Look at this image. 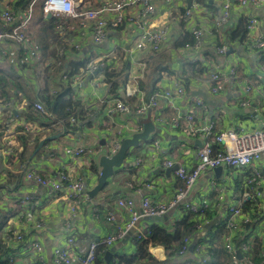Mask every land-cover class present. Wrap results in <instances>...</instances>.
Wrapping results in <instances>:
<instances>
[{
  "label": "crops",
  "instance_id": "crops-1",
  "mask_svg": "<svg viewBox=\"0 0 264 264\" xmlns=\"http://www.w3.org/2000/svg\"><path fill=\"white\" fill-rule=\"evenodd\" d=\"M101 2L102 0H82V7L84 9H99L102 5ZM196 2L201 5L199 10L194 14L192 20H184L180 16L189 8L188 3L184 4L182 0H175L173 3L153 0L155 12L149 23L152 22L154 26H167L169 36L159 53L143 56L147 64V73L141 81V88L145 92V97L148 98L155 92L175 90L176 82H179L183 86L186 85V94L185 97L174 98L169 103L166 100H160L156 109L149 110L143 117H138L135 113H109L111 103H102V100L112 99V97L109 98V88L112 81L105 79L103 82L101 80L92 82L93 79L99 78L100 74L92 78L87 77L82 83L77 84V88L73 87L70 81L64 79L66 74H80L92 61L101 60L103 62L105 60L104 63L107 67L115 65L117 59L114 58L117 56L111 52L115 46L120 45L126 48L135 41L138 33L134 26L129 25L117 30H110L108 38L102 43L94 42L92 31H86V36L81 37L74 28L70 34L73 35L75 42L81 44V49L66 55L63 58V65L58 67L55 63L58 38L55 34V24L51 25L54 20L43 15V10L42 8L39 9V4L36 1L37 6H35L36 10L31 22V33L41 48L42 61L33 66L32 75H28L26 71L13 63V60L0 58V76L5 78L8 95L15 100L11 106L14 111L11 118L5 116L6 109L0 105V200L4 196L8 197V201L0 205V218L7 217L6 224L0 229V242L8 228L22 231L24 241L17 248L21 254L27 251L28 244L34 240H39L44 248L42 252L44 262L35 260L31 264H55L53 251L68 234L74 236L81 251L86 252L92 241L101 242L111 233L114 225L107 221L109 214L115 217V225L117 226L123 227L128 221L127 212L117 204L118 197L125 196L132 199L137 210L141 209L142 200L146 197L154 203L174 198L177 190L174 172L167 174L168 169L164 168L158 159L150 157L148 147L150 143L158 139L163 156L174 157L178 165L195 167L201 141L197 136L188 137L183 130H180L181 126H173L175 122H181L182 125L187 113L195 111L198 126H212L215 133L237 127L252 131L262 126L264 117V98L261 96V92L264 93V71L261 70L262 57L261 54L245 44L247 35L242 40L243 36L238 30L242 26L246 27V18L256 16L261 21V29L264 34V7L240 8L235 4L232 21L218 31L205 34L200 50L195 52L192 49L185 50L184 46L181 45L186 35L193 37L190 32L191 27L212 29L215 19L222 13L221 2L213 0H196ZM1 7L0 5V10ZM47 20L52 23L50 24ZM223 46L227 47L228 51L226 54H219L218 48ZM192 64L197 65L198 74L191 71L190 65ZM115 66L118 71L128 67L126 76L133 72L131 60H123ZM157 66H161L163 77L156 82L154 87L156 77L153 76V69ZM231 68H236L240 77L250 78L258 84L262 82L260 85L256 83L260 91L255 90L250 96L249 107H243L240 104L244 93L241 88L229 86L223 93L214 94L206 83H200L190 76V73L204 75ZM48 69L50 70L48 71ZM183 69L189 72V82L181 76ZM56 70L59 71L56 73ZM102 74L105 76V72ZM177 74H180V77L176 76ZM63 88L70 89L72 101L78 104L77 111H73V114H79L78 128L80 130L74 136H67V133H63V128H59V131L57 130L52 135L63 133L61 137L45 143L35 156L36 149L30 147L29 159L26 164L21 166L19 158L15 154V150L21 149L19 135L16 133V130L20 129L18 118L21 115L19 113L28 107L36 112L35 104L42 102L40 96L43 93L48 91L50 94H54ZM151 90L152 93L150 94ZM117 97L132 104L136 102V99L125 98L123 94ZM193 97L200 98L205 103L206 108L197 109L192 103ZM22 101L25 102L23 108L20 109L17 107V103ZM150 111L152 121L157 126V132L152 134L145 143L131 149L124 166L115 172L103 191L93 199L89 197L92 202H84L80 214L73 219L71 228L67 230L65 220L68 216V202L62 195L59 198L49 199L44 186L27 179L25 171L35 170L44 177L57 179L58 170L61 164L65 163V168L68 167V171L80 173L85 177L87 179V191L92 190L98 180L96 172L90 171V168L84 164H72L65 149L67 147L89 148L96 145H106L111 136L109 128L113 125L124 126L125 136H121L123 141L136 132H140L141 129L143 130L144 121L148 119L147 116ZM158 117H162L168 124L164 127L163 125L158 126L156 124ZM126 126L131 131H126ZM6 130L7 133L4 134ZM8 151L13 152V154H7ZM137 158L144 160L138 166L136 164ZM254 166L262 170L264 157L256 161ZM228 171L224 169L221 177H217L214 171L203 173L188 195L189 203L201 205L207 202L210 205H215L219 201V196L216 190H211L210 182L216 179L218 184H225L226 191L222 201V209L213 218L221 217L219 223L213 228L220 227L224 231L228 208L235 201L233 197L240 191V188H237V183L240 182L241 185L246 177L245 170L238 169L233 171L230 178H227ZM12 174L17 178L12 180ZM13 198L19 203L28 201L24 205H15L12 202ZM184 205L181 203L170 209L167 213L159 216L160 220L142 219L139 226L144 233L147 229H152L155 226H159L170 233L175 230L176 225L182 221L186 213L190 214ZM193 216L194 222L204 219L202 214H193ZM38 223H42L44 228L36 229ZM250 230L258 237L264 236V219L254 223ZM218 235L222 242L220 230ZM136 242L135 236L132 233H127L113 245L104 246L98 258L102 264H107L105 255L110 249L115 251L113 262H117L119 258L124 256L133 258L139 253ZM148 252L150 253L149 247ZM198 255L191 247L185 257L197 259ZM168 257L169 251L165 254V260ZM183 257L176 256L173 258L181 259ZM138 264H149V262H138ZM188 264L196 263L188 262Z\"/></svg>",
  "mask_w": 264,
  "mask_h": 264
},
{
  "label": "built area",
  "instance_id": "built-area-1",
  "mask_svg": "<svg viewBox=\"0 0 264 264\" xmlns=\"http://www.w3.org/2000/svg\"><path fill=\"white\" fill-rule=\"evenodd\" d=\"M18 0H0V58L4 60H13L19 68L26 71V74L32 75L33 66L42 61L41 48L31 33V22L36 10V3L33 1L24 11H16L14 5ZM167 3H173L175 0H163ZM184 4L188 0H182ZM221 2L222 13L215 19L212 29L191 27V33L195 39L193 44H186L185 50L192 49L198 52L201 48L202 38L205 34L212 31H218L232 21L234 5L240 8L264 7V0H213ZM99 9H84L82 0H43V15H48L54 20L55 34L58 38V46L56 48V65H63V58L81 49V44L75 42L73 35L70 34L74 28L81 37H85L86 31H92V37L95 43H102L108 38L110 30H117L126 26H134L137 31L136 39L129 46H115L111 54L116 55V64H120L123 60H131L133 63V72H130L123 86L126 98H136L134 104L125 102L120 97L112 96L110 100H102V103L110 102L109 113H135L138 117H143L149 110L156 109L160 100L172 102L174 98L185 97V86L176 82L175 90H166L164 92H155L148 98L141 88V81L147 73V64L143 56L150 53H159L169 36V28L165 25L154 26L151 22L155 12L153 0H102ZM200 3L192 0V7L187 8L180 18L184 20H192L194 14L199 10ZM247 39L245 44L261 54L264 57V34L261 29V21L256 16L246 18ZM227 47H219V54H226ZM105 61V60H104ZM100 61L90 62L86 68L76 75H64V79L70 81L73 87L82 83L87 77L92 78L99 75L94 80L106 79L102 74L107 65ZM115 64V65H116ZM113 65L109 70L116 69ZM117 70V69H116ZM264 71V63L261 66ZM97 73V74H96ZM190 76L200 83H206L214 94L223 93L227 87L241 88L243 99L240 104L243 107L250 106V96L255 90H259L255 81L250 78L240 77L236 68L229 70L213 71L207 74ZM102 78V79H100ZM110 85V84H109ZM110 90V88H109ZM110 94V91H109ZM264 98V93L261 92ZM111 96H109L110 98ZM108 98V99H109ZM25 102V101H24ZM24 102H18L17 107L22 109ZM195 107L206 108L205 103L197 97L192 98ZM19 104V106H18ZM34 109L47 117L53 118V115L47 111L44 103L37 102ZM9 118L13 117L14 111L10 107L4 113ZM3 114V115H4ZM184 133L188 137H198L202 145L198 148L197 164L195 167H186L176 164L174 157L163 156L161 153L159 140L155 139L150 143L148 151L150 157L158 159L164 168H173L178 165V169L174 171L177 190L174 198L162 200L157 203L152 202L149 198H144L141 203V209L137 210L132 199L121 196L118 197V206L125 210L129 216L125 226L115 225V217L112 214L107 216V221L114 225L111 233L101 242L92 241L86 252L81 251L76 239L71 234L64 237L53 251V261L55 264H98L99 247H109L114 242L120 240L127 233H132L136 240H149L151 238V230L147 229L146 233L139 226V222L145 218L159 217L167 213L170 209L177 207L179 204H185V208L192 214H200L205 210H216V214L222 209V201L226 191V185L218 184L216 179L210 182L211 190H216L219 201L215 205L207 202L197 205L188 202L189 192L200 176L207 171H214L218 167H223L228 171L227 178L233 174L234 170H245V180L242 188L233 197L234 203L228 208V214L225 219V231L222 234V246L230 264H264V236H256L252 233L248 226L253 224L255 220L248 211H244L243 207L246 202H250L252 207L258 212H264V167L259 169L254 166L255 162L264 157V117L263 124L255 130H246L243 127L231 128L220 133H215L212 126H198L196 123L195 111H190L184 116ZM74 114L69 118L72 126L79 123ZM20 129L16 130L18 135H26L30 137V142L43 131L45 128L38 124L26 120L22 115L18 118ZM60 123V122H59ZM181 122H175L174 127H180ZM156 124L158 126H166L168 123L162 117H158ZM61 125V123H60ZM60 125L59 128H61ZM126 131H131L126 126ZM50 129L47 128L46 130ZM142 130V129H141ZM111 136L108 144L96 145L95 147H79L65 149L72 164H84L91 167L93 163L99 161L100 157L107 155L109 157L115 155L122 143L121 136H125L123 125H113L109 128ZM7 133V130L4 134ZM137 133V132H136ZM75 135V134H74ZM71 135V136H74ZM7 154H13L8 151ZM144 160L136 159L137 166ZM66 164L62 163L58 170V178L44 177L35 170L25 171L27 179L33 180L41 184L47 191L49 199L59 198L61 195L68 202V216L65 220L67 230L71 228L73 219L80 214V210L85 201L92 202L89 199L87 191V179L80 173H72L68 171ZM8 197L4 196L0 200V205L6 203ZM28 200L19 203L15 198L12 202L17 205H24ZM204 217V215H203ZM264 214L262 215V218ZM264 219V218H263ZM261 219V220H263ZM1 221V218H0ZM212 220L204 218L196 225L192 226L188 233L183 237L182 246L179 250V257L187 255L194 244L195 238L200 237L206 230L205 225ZM44 225L38 223L36 229H43ZM24 241L21 230L8 228L2 241L1 246L9 248V252L2 251L0 248V264H31L35 260L44 262L42 252L43 245L39 240H34L28 244L27 251L21 254L17 248ZM238 245V247H237ZM195 251L201 256H207L202 245H196ZM237 250L242 254L240 259ZM150 255L157 262L165 261V254L168 251L165 244L149 243ZM171 251H169L170 254ZM255 252H259L255 255ZM258 259V260H256ZM112 264H119L113 262Z\"/></svg>",
  "mask_w": 264,
  "mask_h": 264
},
{
  "label": "trees",
  "instance_id": "trees-1",
  "mask_svg": "<svg viewBox=\"0 0 264 264\" xmlns=\"http://www.w3.org/2000/svg\"><path fill=\"white\" fill-rule=\"evenodd\" d=\"M35 1L38 2L39 9L42 8L43 0H18L15 5L14 9L17 11H24L26 10L30 4ZM203 1V0H202ZM37 6V4H36ZM52 20V19H51ZM48 21V20H47ZM50 24L53 22L48 21ZM51 25H54L51 24ZM240 35H242V40L245 39L247 34L246 27L242 26L239 30ZM36 40V39H35ZM38 42V41H37ZM195 42V39L193 37H190L188 35L185 36V40L182 42V46H185L186 44H193ZM45 45V43H42ZM261 63H264V57L261 58ZM197 65H190V69L195 74H198L197 71ZM112 67V66H111ZM110 67H107L105 72L106 79L111 80V87H110V94L109 96H118L120 94L124 95V91L122 92L123 86L125 85V82L128 78L126 76V71L129 69L126 67L123 70H109ZM201 70V68H198ZM50 69H48L49 71ZM59 70H56V73ZM163 70L161 69V66H157L153 69V76L156 77V81L154 82V87L157 81H160L162 79V73ZM204 72V71H203ZM199 72V73H203ZM176 76L180 77V74H177ZM181 76L184 78L185 81L189 82V72L185 69H183V72ZM257 83V82H256ZM258 84V83H257ZM262 84V82H259L258 85ZM186 86V85H185ZM142 87V86H141ZM42 103H44L45 107L47 108V111L50 112L53 115V118L47 117L44 114L33 111L31 107H28L21 111L19 115H22L26 120L32 121L39 126L45 128V131L41 132L34 140L33 143L30 142V137L26 135H19V142L21 149L15 150L16 156L19 158L20 165L26 164V162L29 159L31 148H34V150L38 147L40 141L44 140L46 137L51 136L54 132L57 130L59 131V126L61 123L62 128H66L67 130V136L68 135H74L76 134L80 129L78 128V125L72 126L69 122V118L72 116L73 111H77L78 104L74 101H72L71 95H70V89L63 88L60 91L55 92L54 94H50L48 91L43 93L41 96ZM126 98V97H125ZM136 99L135 97H132ZM10 101H13L12 103ZM9 95H8V88L6 87L5 78L0 76V105H3L5 109L10 108L15 102ZM5 111V110H4ZM75 113V112H74ZM74 116L78 118L79 114H74ZM60 122V123H59ZM46 130L47 128H49ZM180 130L184 131V124L181 125ZM157 137V136H156ZM130 153L128 154V156ZM90 171L96 172L97 177H99L100 169L98 167V162L93 163L90 167ZM17 177L15 175H11V179L14 180ZM237 188L241 189L242 184L240 185V182L237 183ZM244 211H248L251 213L252 218L255 220L254 223L260 221L262 218V215L264 212H258L256 208L252 207V204L250 202H246L243 207ZM213 210H205L203 208L202 215H204V218L211 220L216 216V211ZM194 216L190 212L186 213L183 217L182 221L176 225L175 230L172 232H167L163 228L159 226L153 227L151 230V238L149 240H137V247L139 249L138 255L132 257H121L118 259L119 264H138V262H144L148 261L149 264H188V262H195L196 264H228L230 263L229 257L227 256L226 252L223 249L221 237L218 235L219 230L220 234L222 235L224 230L220 227L213 228L211 230H205L202 235L198 238V245H202L204 247V252L207 256H197V259H193L191 257H183L179 259H175L173 257L178 256V252L182 246V240L183 237L186 235V233L190 230V228L194 225H196L199 222H194L193 220ZM7 217L1 218L0 221V229L6 224ZM253 223V224H254ZM251 224V226L253 225ZM220 228V229H219ZM154 242L156 244H165L168 251H171L169 254V257L164 262H157L148 252V247L150 242ZM0 248L2 251L9 252L10 249L6 248L5 246H1ZM104 247H99L98 249V257L100 252H102ZM105 253V252H103ZM102 253V254H103ZM259 252H255V255H258ZM179 257V256H178ZM258 260V259H256ZM259 261V260H258ZM98 264H102L100 259L97 260Z\"/></svg>",
  "mask_w": 264,
  "mask_h": 264
},
{
  "label": "water",
  "instance_id": "water-1",
  "mask_svg": "<svg viewBox=\"0 0 264 264\" xmlns=\"http://www.w3.org/2000/svg\"><path fill=\"white\" fill-rule=\"evenodd\" d=\"M191 5H192V0H188V7L190 8ZM47 17L51 18L50 15H48ZM151 93H152V90L150 94ZM15 114L17 115V112H15ZM151 115L152 114L150 111L147 116L148 119L144 121L143 130L133 134L131 137L126 138L122 141L121 147L115 155L111 157L107 155H103L102 157H100L98 161L100 173H99V177H98L96 185L93 187L92 190L88 191V196L90 198L93 199L97 194H99L101 191H103L106 188V186L109 183V180L113 177L115 172L124 166L131 149L137 148L142 143V141H148L151 138L152 134H155V132H157V126H155L154 122L152 121ZM66 132H67L66 128H63V133H66ZM63 133L54 134L42 140L40 144L38 145V147L36 148L34 156L41 150V148L44 147L45 143L53 141L61 137ZM201 145L202 143L200 142V146ZM177 169H178V165H176L173 168L168 169L166 173L171 174ZM223 171H224L223 167H218L214 169V172L217 177L223 176ZM153 219L160 220L159 217H153ZM220 219L221 217H218L216 219H213L210 223L206 224L205 225L206 230L213 229V227L219 223ZM198 238H199L198 236L195 238V241L192 247L193 250H194V247L198 244V240H199ZM114 252L115 251L113 249H110L109 251L106 252L105 260L107 264L113 263ZM237 255L240 259L242 258V254L239 250H237Z\"/></svg>",
  "mask_w": 264,
  "mask_h": 264
},
{
  "label": "rangeland",
  "instance_id": "rangeland-1",
  "mask_svg": "<svg viewBox=\"0 0 264 264\" xmlns=\"http://www.w3.org/2000/svg\"><path fill=\"white\" fill-rule=\"evenodd\" d=\"M75 88H77V86H75ZM18 106H19V104H18ZM76 125H78V123H77ZM143 143H145V141H142V144H143ZM126 161H127V160H126ZM96 163H97V162H96Z\"/></svg>",
  "mask_w": 264,
  "mask_h": 264
}]
</instances>
